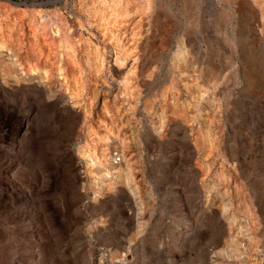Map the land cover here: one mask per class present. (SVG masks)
I'll list each match as a JSON object with an SVG mask.
<instances>
[{"label":"rangeland","instance_id":"374dc122","mask_svg":"<svg viewBox=\"0 0 264 264\" xmlns=\"http://www.w3.org/2000/svg\"><path fill=\"white\" fill-rule=\"evenodd\" d=\"M125 1L0 0V264H264V0Z\"/></svg>","mask_w":264,"mask_h":264},{"label":"bare ground","instance_id":"6f19581e","mask_svg":"<svg viewBox=\"0 0 264 264\" xmlns=\"http://www.w3.org/2000/svg\"><path fill=\"white\" fill-rule=\"evenodd\" d=\"M97 1H99V0H97ZM104 1V0H103ZM103 1L102 0H100V2H99V4L102 2L103 3ZM109 1H111V0H109ZM113 1V0H112ZM116 1H118V0H116ZM122 1V0H121ZM128 1V0H127ZM127 1H125V2H122V3H127ZM157 1V0H156ZM257 1V0H256ZM130 2V1H129ZM128 2V3H129ZM133 2V1H132ZM253 2H255V1H253ZM260 2V1H259ZM106 3V2H105ZM113 3H115L116 4V2H113ZM121 3V2H120ZM137 3V2H136ZM179 3V2H178ZM233 3V2H232ZM248 4H249V2H247ZM108 4V3H107ZM130 4V3H129ZM138 4V3H137ZM150 4V3H149ZM190 4V3H189ZM193 4V3H192ZM257 4V3H256ZM261 4H263V3H261ZM113 5V4H112ZM119 4H117V6H118ZM122 5V4H121ZM264 5V4H263ZM108 6H110V5H107V7ZM131 6V5H130ZM249 6V5H248ZM259 6V5H258ZM103 7H105V4L103 5ZM114 8L113 9H111L110 10V12L112 11V12H114V9H115V7L116 6H113ZM124 7H126V5H123V8ZM135 7V6H134ZM264 7V6H263ZM101 8V7H100ZM110 8H111V6H110ZM127 8V7H126ZM130 8H132V7H130ZM107 9H109V8H107ZM134 9V8H133ZM186 9V8H185ZM184 9V10H185ZM106 10V9H105ZM116 10L117 11H115V13L116 14H118V13H120V12H118V10L119 9H117L116 8ZM187 10V9H186ZM262 10V9H261ZM101 11V10H100ZM104 11V10H103ZM121 12H124V9H123V11L122 10H120ZM133 12H134V10H132ZM138 11V10H137ZM263 11V10H262ZM105 12V11H104ZM107 12H108V10H107ZM118 12V13H117ZM127 13L129 12V11H126ZM133 12H132V14H133ZM136 12V11H135ZM134 12V13H135ZM252 12V11H251ZM254 12H255V10H254ZM102 13V12H101ZM106 13V12H105ZM114 13V14H115ZM127 13H126V16H127ZM139 14H140V12H138ZM186 13V12H185ZM263 13V12H262ZM111 14V13H110ZM138 14V15H139ZM142 14V13H141ZM140 14V15H141ZM144 14V13H143ZM106 15V14H105ZM109 15V14H108ZM123 15H124V13H123ZM123 15H120V16H123ZM130 15V14H129ZM136 15V14H135ZM138 15H136V16H138ZM139 15V16H140ZM125 16V15H124ZM125 16V17H126ZM132 17H133V15H131ZM138 16V17H139ZM142 16H146V14L145 15H142ZM142 16H141V18H142ZM262 16V15H261ZM110 17V16H109ZM108 17V18H109ZM115 17V16H114ZM117 17V16H116ZM119 17V16H118ZM117 17V18H118ZM130 17V16H129ZM103 18V17H102ZM104 18H106V17H104ZM131 18V17H130ZM260 18V17H259ZM100 19H101V17H100ZM119 19V18H118ZM135 18H133V20H134ZM136 19H137V17H136ZM139 19H140V17H139ZM146 19H148V16H147V18ZM256 19V18H255ZM264 19V18H263ZM262 19V20H263ZM94 20V19H93ZM106 20V19H105ZM110 20L112 21L113 20V16H112V19L110 18ZM120 20V19H119ZM119 20H117V22H115V24L117 25V23H118V21ZM126 20H127V18H126ZM130 20V19H129ZM132 20V19H131ZM108 21V20H107ZM107 21H104V23H105V25L107 24ZM110 21V22H111ZM114 21H115V18H114V20H113V23H114ZM121 21H123V20H121ZM128 21V20H127ZM141 21V20H140ZM143 21H144V19H143ZM150 21V20H149ZM258 21V20H257ZM256 21V22H257ZM90 22V21H89ZM95 22V21H94ZM98 22V21H97ZM96 22V23H97ZM102 22V21H101ZM109 22V21H108ZM124 22V21H123ZM123 22H120V23H123ZM129 22V21H128ZM100 23V22H99ZM132 23L134 24L135 22L134 21H132L131 23H129V24H131L132 25ZM138 23H139V20H138ZM112 25L111 23H108V25ZM137 24V23H136ZM256 24V23H255ZM93 25V24H92ZM96 25V24H95ZM94 25V26H95ZM114 25V24H113ZM118 25H119V23H118ZM128 25V24H127ZM146 25V24H145ZM150 25V24H149ZM102 26V24L100 25V27ZM107 26V25H106ZM120 26V28H121V26H124V25H122V24H120L119 25ZM126 26V25H125ZM125 26H124V28H125ZM133 26V25H132ZM140 26V25H139ZM138 26V27H139ZM143 26H144V24H143ZM147 26V25H146ZM264 26V25H263ZM88 27H91L90 25H88ZM93 27V26H92ZM98 27H99V25H98ZM103 27V26H102ZM105 27V26H104ZM103 27V28H104ZM111 27V26H110ZM145 27V26H144ZM259 27V26H258ZM107 28V27H106ZM113 28V27H112ZM111 28V29H112ZM118 29H119V27H117ZM136 28V27H135ZM140 28V27H139ZM150 28V27H149ZM149 28H147L146 30L147 31H149ZM94 29V28H93ZM109 29V28H108ZM123 28H121V30H122ZM126 29H128V28H126ZM140 29H142V28H140ZM140 29H138V30H140ZM90 30V29H89ZM116 29H114V31H115ZM120 30V29H119ZM145 30V29H144ZM252 30V29H251ZM96 31V30H95ZM125 31V30H124ZM123 31V32H124ZM129 31V30H128ZM255 31V30H254ZM106 32H108V30L106 31L105 29H97V31H96V33H94V34H97L98 35V37H100L103 41H104V43H105V45H107V46H109V47H111V48H113L114 49V58H113V60H111L110 58H109V60H111V61H113V65H114V67L117 69V70H119V72H120V74L122 75V78H121V80L119 81L120 83H122L123 85H125V86H128L129 87V83L132 81H128V79L130 78L129 76L130 75H132L133 73H134V71H135V69H137L136 67H137V65L136 64H138L137 62H138V59H139V55L137 54V46H136V42H135V40H136V37H137V34L139 33H137V31L135 30L134 31V27L133 28H131V30H130V32H128V37H121V38H119V37H114L115 35H114V33H112L113 34V37H114V40L112 39V36L110 37H107L106 35H109L108 33L106 34ZM110 32V31H109ZM115 32H117V31H115ZM120 32V31H119ZM141 32V31H140ZM263 32V31H262ZM122 33V32H121ZM123 34H125V33H123ZM123 34H121V36L123 35ZM146 34V33H145ZM111 35V34H110ZM118 35H119V33H118ZM124 36V35H123ZM168 36V35H167ZM145 37V36H144ZM256 37V36H255ZM93 38V37H92ZM91 39V38H90ZM97 39V38H96ZM95 39V40H96ZM144 39V38H143ZM148 39V38H147ZM98 40V39H97ZM139 41V40H138ZM100 42V41H99ZM98 43V42H97ZM103 43V44H104ZM146 43V42H145ZM101 44H102V42H101ZM148 44V43H147ZM102 47V46H101ZM141 47V46H140ZM247 47V46H246ZM96 48V47H95ZM95 48H93V50L95 49ZM104 48H105V46H104ZM141 48H143V47H141ZM140 48V49H141ZM108 49V48H107ZM106 49V50H107ZM139 49V50H140ZM144 49H145V47H144ZM144 49H141V50H143V51H145ZM147 49V48H146ZM100 50V49H99ZM103 50H105V49H103ZM95 52H96V49H95ZM99 52H101V51H99ZM98 52V54H100ZM113 52V51H112ZM147 53V52H146ZM146 53H145V55H146ZM93 54L96 56L97 55V53H94L93 52ZM161 54V53H160ZM254 54H255V52H254ZM101 55V54H100ZM99 55V56H100ZM144 54H143V56H145ZM251 55V54H250ZM98 57V56H97ZM96 57V58H97ZM102 57V56H101ZM110 57V56H109ZM158 57H160V56H158ZM165 57V56H164ZM95 58V57H94ZM103 58V57H102ZM111 58H112V56H111ZM140 58H142V57H140ZM150 59V58H149ZM91 60V59H90ZM95 61H97V60H100V57H99V59L97 58V59H94ZM140 60V59H139ZM92 61V60H91ZM104 61V60H103ZM140 61H142V60H140ZM140 61H139V63H140ZM150 61V60H149ZM170 61V60H169ZM99 62V61H98ZM98 62H96V63H98ZM108 62V61H107ZM145 62V61H144ZM150 62H153V61H150ZM156 62V61H155ZM93 63V62H92ZM95 63V62H94ZM95 63V64H96ZM111 63V62H110ZM89 64V63H88ZM94 64V65H95ZM100 65V68H101V63H99ZM141 65H142V62L140 63ZM144 64V63H143ZM148 64V63H147ZM213 64V63H212ZM256 64V63H255ZM93 65V64H92ZM97 65V64H96ZM103 65V64H102ZM107 65V64H106ZM108 66H110V68L112 67L111 65H108ZM143 66V65H142ZM147 66V65H146ZM152 66H153V64H152ZM253 66H255V65H253ZM97 67V66H96ZM113 67V68H114ZM138 67H140V66H138ZM149 67H151V65L149 66ZM94 68V67H93ZM143 68V67H142ZM142 68H140V69H142ZM145 68V67H144ZM152 68H155V63H154V66L152 67ZM97 69V68H96ZM99 69V68H98ZM169 69V68H168ZM168 69H167V71H168ZM210 69V68H209ZM263 68H257L252 74H250V76H252V77H256L260 72H261V70H262ZM103 70V69H102ZM116 70V71H117ZM144 70V69H143ZM174 70V69H173ZM73 71V70H72ZM96 71V70H95ZM98 71V70H97ZM170 71V70H169ZM102 72V71H101ZM138 72V71H137ZM136 72V73H137ZM147 72V71H146ZM164 72H166V71H164ZM192 72H194V71H192ZM96 73V72H95ZM136 73H134V74H136ZM167 73V72H166ZM170 73V72H169ZM263 73V72H262ZM118 74V73H117ZM144 74V73H143ZM187 74H188V71H187ZM190 74V73H189ZM96 75V74H95ZM178 75H179V73H178ZM261 75V74H260ZM144 76H146V75H144ZM144 76L142 77V78H144ZM166 76V75H165ZM168 76V75H167ZM181 76H182V74H181ZM185 76H186V74H185ZM184 76V77H185ZM190 76V75H189ZM259 76V75H258ZM140 77V78H141ZM147 77V76H146ZM188 77V76H187ZM191 77V76H190ZM230 77V76H229ZM259 77H261V76H259ZM117 78H119V77H117ZM116 78V79H117ZM132 78H133V76H132ZM142 78H141V80H142ZM189 78V77H188ZM192 78V77H191ZM195 78V77H194ZM193 78V79H194ZM140 81V80H139ZM152 81H153V79H152ZM172 81V80H171ZM136 82V81H135ZM142 82V81H141ZM143 82H144V79H143ZM165 82V81H164ZM189 82V81H188ZM137 83V82H136ZM145 83V82H144ZM152 83V82H151ZM135 84V83H134ZM185 84H186V82H185ZM132 85V84H131ZM194 85V84H193ZM122 86V85H121ZM133 86V85H132ZM131 86V87H132ZM145 86V85H144ZM185 86V85H184ZM127 87V88H128ZM201 87V86H200ZM133 88V87H132ZM122 89V88H121ZM125 89V91L127 92V90H129V89H127L126 90V87L124 88ZM123 91V90H122ZM129 91H131V90H129ZM124 92V91H123ZM125 92V93H126ZM196 92V91H195ZM197 92H202V89H200L199 87L197 88ZM119 93H120V91H119ZM134 93V92H133ZM206 93V92H205ZM117 94V93H116ZM122 94V93H121ZM199 94V93H198ZM203 94V93H202ZM123 95V94H122ZM121 95V96H122ZM130 95H132V93L130 94ZM195 95V94H194ZM125 96V95H124ZM200 96V95H199ZM198 96V97H199ZM126 97H127V94H126ZM131 97V96H130ZM133 97V96H132ZM196 97V96H195ZM113 98H114V95H113ZM116 98H117V96L115 97V100H116ZM122 98V97H121ZM134 99V98H133ZM114 100V99H113ZM129 100H127V102H128ZM123 102H124V100H123ZM126 102V101H125ZM133 102V101H132ZM130 103V105H131V102H129ZM128 103V104H129ZM126 105H127V103H125ZM118 106V105H117ZM112 107V106H111ZM130 107V106H129ZM196 107V106H195ZM212 107V106H211ZM120 108V107H119ZM113 109H114V107H113ZM122 109V108H121ZM120 111V110H119ZM203 111V110H202ZM117 112H118V110H117ZM123 112V111H122ZM107 113V112H106ZM197 115V114H196ZM120 116V115H119ZM198 117V116H197ZM191 119V118H190ZM208 119V118H207ZM206 121V120H205ZM187 122V121H186ZM207 122V121H206ZM206 128V127H205ZM104 129V128H103ZM106 132V131H105ZM100 135L101 134H99V137H100ZM106 135V134H105ZM209 135V134H208ZM207 135V136H208ZM96 136H98V135H96ZM102 136H103V134H102ZM102 139H104V140H108V137H106L105 138V136H104V138H102ZM207 139V138H206ZM98 140H99V138H98ZM102 141V140H101ZM104 144V143H103ZM103 146V145H102ZM101 146V147H102ZM211 147V146H210ZM210 149V148H209ZM103 151H105V149L103 150ZM210 151V150H209ZM233 228H234V226H233ZM235 229H237V228H235ZM234 233V232H233ZM238 235V234H237ZM239 235H242V234H239ZM238 235V236H239ZM251 236V235H250ZM234 238V237H233ZM248 239V238H247ZM221 251V250H220Z\"/></svg>","mask_w":264,"mask_h":264},{"label":"built area","instance_id":"2783aa9c","mask_svg":"<svg viewBox=\"0 0 264 264\" xmlns=\"http://www.w3.org/2000/svg\"><path fill=\"white\" fill-rule=\"evenodd\" d=\"M119 161H121V155L118 153H113L109 155L107 163L108 162L118 163Z\"/></svg>","mask_w":264,"mask_h":264}]
</instances>
